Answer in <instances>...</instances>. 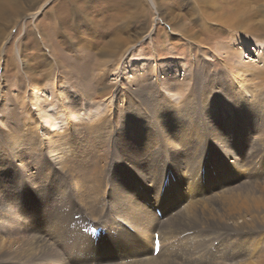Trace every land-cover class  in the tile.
<instances>
[{"label": "rangeland", "instance_id": "374dc122", "mask_svg": "<svg viewBox=\"0 0 264 264\" xmlns=\"http://www.w3.org/2000/svg\"><path fill=\"white\" fill-rule=\"evenodd\" d=\"M0 1L6 2V0ZM151 1L155 7H152L148 0H50L49 2L47 0H19V8L14 7L11 3V5L6 3L3 6L6 11L5 14H10L8 16L11 19L9 23L1 22L3 30L2 33L0 32V116L4 123V126L0 124V137L11 133L12 136H8L11 140L14 139L18 143L20 138L22 143L19 144H22L23 148L32 149V151L25 152L23 149L13 151L7 140V145H5L7 149L3 148L5 146H2L1 142L5 139L0 138V153L3 155L0 159V166L3 168V165L8 163L11 166V168H7V166L3 168V175L0 173V190H2L0 192V225L2 224V226L0 227L7 233L4 234L5 238L12 241L13 245L18 242L17 246L24 249H29L28 243L35 247V241L38 240L36 238L37 228L46 231V234L50 236L57 235L55 238L58 241H52L55 248L59 247L63 237H66L63 240L78 237L75 231L59 233L57 230L64 215L61 211L69 213L70 199L77 197L75 192L71 191L73 185L68 183L67 178L61 173L60 165L49 161L46 152L36 147V142L39 140L36 134L40 132L36 128L37 124L35 123L33 126L35 131L25 129L26 127L29 129L31 123L25 122L28 115L23 113L22 108H25V105L22 104V100L26 96L30 99V92H33V89L48 88L49 85H45L48 81L46 78L49 77L51 83L58 84L59 88L61 85H65L67 87L66 93L74 95L66 96V93H61L63 94L62 100H55L56 97L49 94L46 102L50 106L49 111L52 113L58 110L59 105L63 107V111L67 108L65 112H68L69 124L75 128H80L77 136L83 139L81 140L83 146L80 148L89 151L88 146L92 145L90 142L92 131L86 127L85 123L72 119L73 112L79 114L82 109L90 108L89 110L95 114L103 111L101 120L110 119L109 126H107L109 131L106 146H108L107 150L111 156L109 158L111 168L107 169L108 163L105 162V158L108 156L104 158V163L107 164L105 166L104 163L102 164L104 166L102 171H106L103 188L108 185L107 194L111 191L114 180L117 179L114 177L116 169L123 171L132 165L125 161L128 156L134 158L133 164H136L137 161L138 163L139 161L142 164L145 163L144 166H140L146 180H150L154 179L151 176V169H154V166L152 161L148 162L147 159L154 152L156 153L155 157L158 158H155L154 163L160 162L157 164L158 169H160L157 183L159 184L158 180L161 183L164 178L166 184L170 178L169 173H172L174 180H177L175 172H173L174 168L169 165L171 162L168 159L171 160L173 157L178 161H183L187 154L181 151V147L178 145L183 147L187 140L186 137L192 136L191 130L197 128L199 130L197 132L204 138L201 139L204 142V146L201 148L198 146V139L196 140L195 152L197 157L203 155L204 161L209 156L212 160L217 159L223 169L219 172L220 174L224 173V177L215 173L210 175V179L216 180L220 176L224 180L220 186L212 187V192L198 195L195 199L203 200L218 195L217 192L223 194L227 191L228 200L240 205L242 211L243 207L249 208L250 211L244 209L243 212L247 211L254 216L251 222L248 220L249 226H244L242 223L230 230L213 226H206L202 231L195 229L193 231L194 237L199 235L208 237L203 242L202 251L198 245L196 248L192 244L190 250L183 249L186 251L184 256L173 253L166 254L165 252L162 257H165L164 259L168 262L157 261L145 264H256L257 254L261 253H257L258 249L256 251L255 248L259 247L260 249L262 246L259 245L264 241V104H258L253 96L248 97L246 94L258 95L264 100V73L261 72V76L252 78L247 84L246 81L242 83L243 89H249L247 91L249 93H245L244 90L238 91L234 85L236 86L235 77L240 73V69H243L242 62H245V65L249 67V69L247 68L249 72L263 71L260 65L264 64V54H261V51L264 53V45L260 43L264 42V0L254 3L260 5L261 12L255 5L249 4L253 0H243L244 3H241L240 0H213L210 5L202 3V0ZM247 4L251 7L245 10L244 7ZM207 6H209L208 10L206 9ZM154 9H156V14ZM214 11L215 13H213ZM18 12L19 14H17ZM31 15L35 17L32 18ZM155 16L159 17V20H154ZM36 31L42 36L43 44L39 45L34 40ZM239 47L243 48L241 55L245 59L239 54L236 55ZM131 48V51L126 52ZM45 49H49V56H45ZM243 51L245 54L242 53ZM15 52L18 53L19 57L21 56L20 59H17ZM123 60L134 61L133 69L139 72L131 76L132 74L127 72L128 68L120 67ZM139 61L141 62L140 68H138L137 63ZM119 84L124 88V91L119 88ZM170 86L172 90L168 92H179V98L176 102L164 94V91ZM232 87L238 93L233 95ZM29 88L32 91L28 90ZM39 95L41 94L39 93ZM204 99L209 101L208 105L211 111L201 106ZM34 100L36 103L42 102L41 97ZM185 108L186 110H184ZM184 112L191 113L187 115L189 120L187 117H181L185 114ZM105 115L108 116L105 117ZM113 118H115V122H113ZM84 121L88 122L87 120ZM126 130L127 132H125ZM134 130L142 131L137 142L129 139L134 137L132 132ZM192 132L195 136V131ZM218 138H223V152L213 149L216 145L214 141ZM153 146H155L154 150L151 149ZM228 150L237 156L236 163L241 164V172L238 170L239 172L235 171V173L232 170L231 163L233 162L227 159L228 156L225 155ZM82 153L77 155L71 149L67 150L66 164L75 166L78 163L76 165L79 167L78 171H80V166L90 167L87 172L90 173L89 177L93 178V173L97 171L92 168L93 164L85 161L86 156ZM148 153L150 154L145 157V162L141 161L143 156ZM179 153L180 155H177ZM253 154H255L254 157ZM90 158L89 161L91 162ZM30 159L31 161H29ZM198 162L195 163V172L200 168ZM201 165L204 166V168L201 167L200 171L204 185L206 169L211 167L208 166L207 162L201 163ZM213 166L216 167L214 164ZM91 169L95 172L92 173ZM210 171L211 169L209 173ZM227 173L230 174V177L227 176ZM189 175L184 178V187H186V180L189 186ZM206 175L207 179L208 173ZM156 181L152 185L154 186L152 196H155L156 193ZM176 185L177 183L173 186ZM92 187L93 183L89 184L86 191L88 192L90 189L88 195L95 192V187L94 190ZM83 195L86 193L84 194L80 190L79 196ZM37 198L39 199L36 200ZM27 199L31 200L28 201ZM30 201L35 204L38 202L37 206L46 207L47 212H50L46 215V219H42V216L33 217L27 214V211L32 209ZM142 204L147 206L145 202ZM258 205L260 206L258 207ZM255 206L256 209H254ZM161 207L163 208V206ZM147 209L152 214L151 207ZM157 210L155 207L153 212L156 213ZM106 211L110 213V206L106 208ZM175 214L176 212L172 211L168 215L173 216ZM112 215L117 217L113 212ZM168 215L162 216L165 218ZM24 217H27L25 223ZM158 217L161 218L160 215ZM11 222H14L15 225ZM254 224L257 226H255L256 228ZM240 225L242 226L241 229H239ZM247 228L249 229L247 230ZM242 229L245 230L242 231ZM241 239L248 241L246 242L247 245L242 242L248 247V253L244 255L245 257L242 255L236 259L224 260L223 262L221 259L214 261L206 259L208 250L217 251L221 246L228 250L233 248L235 242L237 243ZM97 240L106 245L112 243L108 239L107 242L102 241L99 237ZM134 240L136 241V238ZM68 244L69 242L63 244L59 249L61 256L69 253ZM40 249H42L41 246L37 250L34 249V254L41 252ZM227 253L228 251L223 252L224 257H228L226 256ZM89 255H85V253L80 255L76 252L74 257L84 259ZM22 259L23 263L20 260L17 263L33 264L30 259ZM25 261L28 262L25 263Z\"/></svg>", "mask_w": 264, "mask_h": 264}, {"label": "bare ground", "instance_id": "6f19581e", "mask_svg": "<svg viewBox=\"0 0 264 264\" xmlns=\"http://www.w3.org/2000/svg\"><path fill=\"white\" fill-rule=\"evenodd\" d=\"M47 1L49 2L50 0H47ZM148 1L152 7H155V4L153 3V1H151V0H148ZM211 1H213V0H202V3H208L210 5ZM240 1H241V3H244L243 0H240ZM257 1H259V0L250 1L249 4L255 5L254 3ZM6 3H9V5L13 4V6L14 7L16 6L17 8L20 7L19 0H6L5 3H4V1H0V32L3 30V27H2L3 25H1V22L9 23L10 19H11V17L8 16L10 14H5L6 11L3 9V6ZM249 4H247L244 7L245 10L248 7H251V6H249ZM9 5H8V7H10ZM255 6H256V8L258 7L259 10L261 9L260 5H255ZM5 7H7V6H5ZM208 7L209 6H207L206 9ZM154 10H155V14H156V9H154ZM260 12H261V10H260ZM213 13H215V11ZM17 14H19V12ZM31 17L34 18L35 16L31 15ZM248 17H250V16H248ZM156 19L159 20V17L155 16L154 20H156ZM208 22H209V20H208ZM205 24L207 26V23H205ZM37 32L38 31H36V33H35L36 35H35L34 40L39 45L43 44L42 36L40 35V33H37ZM45 36H46V34H45ZM79 39H81V38H79ZM81 41H83V40H81ZM52 44H53V42H52ZM85 44H86V42H85ZM260 44L264 45V42L260 43ZM132 48L128 49L126 52L131 51ZM49 49H45V51H46L45 56H49V54H50ZM238 49H239L238 51L236 50L237 51L236 55L239 54L240 56H242V58L245 59V57H243V55H241V51H242L241 49H243V48L239 47ZM224 50H226V48H224ZM245 51L247 53V50H245ZM245 51H243L242 53L245 54ZM261 54H264V53L261 51ZM15 56L17 57V59H20V57H21V56L20 57L18 56L17 52H15ZM236 57H238V56H236ZM238 60H240V59H238ZM263 60H264V58H263ZM137 63H138V68H140L141 62L139 61ZM20 64H21V62H20ZM241 64L243 65V69H240V73L238 74L237 77H235L236 86L234 85V87H236L238 89V91L244 90L243 89L244 85L242 84L244 81H246V84H247V82L251 81L252 78L257 77V76H261V72L264 73V64L262 66L260 65V67H262L263 71L260 70V71H258V73H256V72L253 73L252 71L249 72V70H247V68L249 69V67L247 65H245L246 64L245 62L244 63L242 62ZM120 65H121L120 67L125 66L126 68H128L127 72L128 73L130 72L132 74L131 76H134L139 72L138 70L133 69L135 66L134 61L129 62V60H127V61L123 60ZM48 78L49 77L46 78V80H48V81L46 82V85H45V86H47V84H48L49 85L48 88H46V87H44V89L38 88L37 90L33 89L34 90L33 92H30L32 90H30V88H29L28 90H30L29 92L31 94L30 99L26 96L22 100V104L25 105V108H22L23 113H26V115H28V117L25 119V122L27 124L31 123L30 124L31 127L29 129H27V127H26L25 129L33 131L34 130L33 126L35 125V123L37 124L36 128L40 132H38L36 134V136L39 138V140L36 142V147L38 149H43L46 152L47 157L49 158V161L60 165L59 168H60L61 173L67 178V182L71 183L73 185V188L71 191H74L77 197H73L72 199H70V202H69L70 212L69 213H65L64 211H61L64 215H63V219L61 220L60 226L57 230L59 231V233H71V232L75 231V232H77L78 237L77 238H74V237L68 238L66 240H63L64 238H66V237H63L62 238L63 241L61 240V242L59 243V247L55 248L52 244V241L57 240L55 238V237H57V235L50 236L49 234H46V231H42V229L37 228L38 234H37L36 238H38V240L35 241V247H32L33 244H29L27 242L29 245V247H28L29 249H24L21 247L19 248L17 246L18 242L13 245L12 241L5 238L4 234H7V233H5L3 228L0 227V264H19V263H17V261H19V260L21 261L22 258L26 259V260L30 259L33 264H145V263H154L157 261L168 262L164 259L165 257H162L163 253H165V252H166V254L173 253L174 255L181 254L184 256L185 255L184 252H186V251H183V249L190 250L192 248V244H194L196 248L198 245L201 248L200 251L203 250V247H202L203 242H205V240L208 237L206 235H199L197 237H194L195 235H194L193 231H195V229L202 231L203 229H205L204 227H206V226H213V227H216L219 229L230 230L232 227H234V228L238 227L239 224H242V223L244 226L250 225L249 222H251L253 220V217H254V216L250 215V213H247V211H250V209L247 207H243L245 210H247L246 212H243L245 210L243 209V211H242L240 208L241 207L240 205L232 202L231 200H228L229 196H228L227 191L223 192V194H220V192H217L218 195H216L214 193L216 196L213 195V197H208L207 199H205V198L203 200L195 199V197L198 195L212 192V190H213L212 187L220 186L224 180L223 179L224 173L220 174V172H219V171H222L223 169L220 167L221 163L218 162L217 159L212 160V158H210V156H209V157L205 158V161H204L203 155H198V157H197L196 152H195L196 151L195 147L197 146L196 140L198 139V141H199L198 146L200 148L202 146H204L203 140L201 141V139H204V138H202L200 136L199 132H197V131H199L197 128H195L194 130H191L192 136L186 137L187 140L185 141V144L183 145L184 148L182 146L178 145L179 147H181V151H184L187 154L186 157L183 158V161L182 160L178 161L173 157H171V160L168 159V161L171 162V163H169V165L172 168H174V171L173 170L172 171L175 172L174 174H175V178L177 180H174L173 174L169 173L168 175L171 179L169 178V180H167L166 184L164 183V181H165L164 178L161 181V183H160V180H158L159 184L157 183L156 180L159 177L158 173L160 171V169H158V167H157V164H160V162L158 161L156 164L154 163L155 160L158 159L157 157H155L156 153H154V152L151 156H148L149 158L147 159L148 162L152 161L151 163L154 166V169H151V176L154 179H150V180H146V177L143 175V170H142L141 166H144L145 163L142 164V163H140V161H139V163L137 161L136 164H133L135 162L134 158L132 156H128L125 158V161L129 164H132V165L123 171L116 169V173L114 174V177H116L117 179L114 180L115 183L113 182L112 189L107 194L106 191H107L108 185L104 186V188H103V184L105 183L104 174L106 173V171L103 172L102 169L104 168V166L107 163H108L107 169L111 168L110 164H109V162H110L109 158L111 156H110L109 150H107L108 146H106V144L108 142L107 133L109 131L107 126H109L110 119L107 120V118H105V119L101 120L103 111L99 112V114H95V113H92V110H89L90 108L89 109L87 108L88 110L82 109V111L79 114H76L75 112H73L72 119L74 118V119L78 120L79 122L85 123L86 127L90 131H92V140L90 141V142H92V145L88 146L89 147L88 152L83 150L82 148H80L81 146H83V143L81 142V140H83V139H80L79 137H77L79 134L78 130L80 128H78V127L75 128L74 126H71L69 124L68 115H67L68 112L67 113L65 112V110L67 108L63 111V109H62L63 107H61L59 105L58 110L54 111L55 113L54 112L52 113L49 111L50 106L46 102V99H48L49 94L52 95L53 97H56V98H54L55 100H59V99L62 100L63 94H61V93H66L65 90L67 89V87L65 85H61L59 88L58 84H56L54 82L51 83V80H49ZM53 80L55 81V78ZM111 80H112V78H111ZM119 85H120L119 88L120 89L122 88V91H124V88L121 86V84H119ZM231 86H232V84H231ZM171 88L172 87L170 86V88H168L167 90L165 89L166 91H164L165 92L164 94H165V96L167 95L169 97V99L174 100L176 102V100H178V98H179V92H177V91L168 92V91L172 90ZM230 89H231V87H230ZM206 90L208 91V89H206ZM232 90L234 91V92H232L233 95H234V93H238V92H236L237 90L236 91L234 90V88ZM245 90H244L245 93H249V92H247L249 89H245ZM39 93L41 95H39ZM121 94H123V93H121ZM242 94L244 95L243 92H242ZM67 95L68 96H74V95L66 93V96ZM246 95H248V97L253 96L256 99L258 104H262V103L264 104V100H262L263 98L261 96H258V95L256 96V95H252V94H246ZM183 96H185V95H183ZM196 96H197V94H196ZM39 97H41L42 102L36 103L35 102L36 100H34V99L39 98ZM169 99H167V100H169ZM192 99H193V97H192ZM250 102L253 103L252 100H250ZM193 103H194V101H193ZM174 104H176V103H174ZM208 104H209V101L207 99H204L201 106L207 108L208 111L209 110L211 111ZM176 107H178V106H176ZM186 108H187V106H186ZM186 108L184 110H186ZM205 108H203L204 111H205ZM62 111L64 114L63 113L61 114ZM165 112L168 113L169 111H165ZM188 114H191V113L186 112L181 117H187L189 120V116H187ZM164 115L166 116V114H164ZM207 115H209V114H207ZM107 116L108 115H105V117H107ZM82 119L87 120L88 122H85ZM3 120H5V119H3ZM113 122H115V118H113ZM0 124L2 126H4V123L1 119V116H0ZM110 128H112V127H110ZM112 131H114V130H112ZM192 131H195V136H194ZM125 132H127V130ZM132 132L134 133V137L129 138V139L133 142L134 141L137 142V139L139 138V135L142 131L134 130ZM3 134H4V132H3ZM8 134L9 135L4 134L5 136L1 135L0 138L5 139V141L1 142L2 146L7 145L6 143L8 141V144H10V147L13 151H15V150L19 151L20 149H23L25 152L32 151V149L23 148V145L19 144V143H22L20 141V138L18 139V143H17L16 140H14V139L11 140V138H9L10 136H12V134L11 133H8ZM152 140H153V138H152ZM222 140H223V138H218V140L214 141V143L216 145H214L213 149L222 151L223 150ZM207 141H208V139H207ZM159 142H160V140H159ZM152 144H154V143H152ZM155 145H157V144H155ZM3 148L7 149L6 146ZM146 148H148V147H146ZM69 149L74 151V153L77 155H80L81 152H83L85 154V156H86L85 161H88L89 163L93 164L92 168L95 169V171H97V172H95L93 169H91L92 173L95 172V173H93V175H94L93 178H91V176L89 177L90 173L87 172V171H89L88 169H90V167L87 168V166L82 164L84 166H80V171H78L79 167L76 166L78 164L77 162H76L77 164H75V166L66 164L67 150H69ZM104 149H105V151H104ZM151 149L154 150L155 146L151 147ZM225 151H227V150H225ZM167 152L169 153V151H167ZM150 153L145 154V156H143L141 161L145 162V157L147 155H149ZM256 153L258 154V152H256ZM40 154H41V151H40ZM40 154H39V156H40ZM91 154H92V157H91ZM262 154H263V152H262ZM177 155H180V153ZM225 155L228 156L227 159H229L231 162H233V163H231L232 170H234V172L235 171L241 172L242 171L241 164L238 162L236 163V160L238 159L237 156L234 155L229 150H228L227 154L225 153ZM1 156H3L2 153H0V159H1ZM22 156H23V154H22ZM254 156H255V154H253V157ZM105 157H107V158H105ZM9 158H10V156H9ZM83 158H85V157H83ZM89 158L91 159V162L89 161ZM104 158H105V162H107L106 164L104 163ZM152 158H154V159L152 160ZM14 159H16V158H14ZM258 159H259V157H258ZM77 160H78V158H77ZM29 161H31V159ZM79 161H80V159H79ZM85 161H83V162L86 163ZM197 161H199L198 165L200 166V168H198L195 172V166H196L195 163ZM83 162H81V163H83ZM204 162H207L208 166L211 168L206 169L205 184L203 185V183H202L203 176H202L200 171L202 168H204V166H202L203 164L201 165V163H204ZM47 163H49V162H47ZM103 163H104V166L102 165ZM181 163H184V164H181ZM251 163H252V161H251ZM8 164L3 165V168H5L6 166H7V168H11V166ZM117 164H119V163H117ZM124 164H125V162H124ZM213 164L216 167H214ZM136 165H138V166H136ZM234 165H237V167H234ZM27 167H29V166H27ZM3 168L0 166V173L2 175H3ZM50 168H52V167H50ZM210 169H211V171L209 173ZM81 171H83L84 173ZM148 171H150V170H148ZM207 173H208V178L206 179ZM215 173L216 174L218 173L223 177L219 176V177H217L216 180H214V179L211 180L210 175L211 174L213 175ZM188 174H190L189 178H188L190 183L188 186L187 185L188 181L186 180V187H184L183 186L184 182H185L184 178H187ZM17 175H18V172H17ZM95 175H97V176H95ZM229 175L230 174H228L227 176H229ZM36 177H38V176H36ZM164 177H166V176H164ZM28 178H30V177H28ZM61 178H62V176H61ZM0 179H1V175H0ZM46 180H49V179H46ZM135 180L139 181V182L136 184H133L134 182H136ZM37 181H38V179H37ZM155 181L157 183V189H156L155 196H152L151 194L153 193V190H154V186H152V185ZM18 182H20V181H18ZM91 183H93L92 190H94V187H95V190H94L95 192L93 194L88 195L90 189L88 192H86V191H87L89 184H91ZM176 183H177V185L173 186ZM38 184H39V181H38ZM164 184L166 185L165 187H164ZM65 187H66V185H65ZM101 187H102V190L100 191ZM162 188H163V190H162ZM20 189H22V188H20ZM17 190H19V189H17ZM80 190H82V192L84 194L86 193V195L79 196ZM1 191L2 190H0V192ZM62 192H63V190H62ZM47 196H48V194H47ZM260 198H261V196H260ZM38 199L39 198H37L36 200H38ZM192 199H194V200H192ZM27 200L29 201L31 199H27ZM3 201H5V200H3ZM142 202H145L147 204V206H145L144 204L141 205ZM36 203L38 204V202H36ZM37 204L30 201V206H32L31 207L32 209L27 211V214H30L33 217L37 216V215L42 216V219H46V217H47L46 215L49 214L50 212H47L46 207L37 206ZM258 204H260V202H258ZM246 205H248V204H246ZM260 205H258V207ZM109 206H110V210L117 217H114L112 215L111 211H110L111 214L106 211V208H109ZM161 206H163V208ZM10 207H11V205H10ZM149 207H151V209H152V214H151V211H149L147 209ZM155 207H157V209L159 210V212L161 214L160 219H159V217L156 216V213L153 212V209ZM44 208H45V210H44ZM254 209H256V206L254 207ZM62 210H63V208H62ZM75 210H77V211H75ZM172 211H175L176 214L173 216H169L168 214H170ZM162 215H164V216L168 215V216L164 218V216H162ZM23 220L25 223L27 221V217L26 218L24 217ZM248 220H249V222H248ZM42 221H44V220H42ZM76 222H79L82 224H78ZM12 223L14 224V222H11V224ZM0 226H2V224ZM244 226H243V228H244ZM255 226L256 225L254 224V227ZM241 228H242V226L240 225L239 229H241ZM129 229H130V231H128ZM245 229H242V231ZM248 229L249 228H247V230ZM25 231H27V230H25ZM31 231H32V229H31ZM255 231H256V229H255ZM99 233H100V235L98 236ZM154 233H157V235L159 236V239H160V249H159L160 252L157 254L156 257L151 256V252L153 250V235H154ZM98 237L102 241L107 242V239H108V241L110 240V241H112V243L109 245H106V244L100 242L99 240H97ZM135 238H136V241L134 240ZM68 242H69V244H68L69 253L65 254L64 256H61V254L59 253V249L63 246V244L68 243ZM242 242L247 245L246 242H248V241L241 239L237 243L235 242L233 248L228 249V250H226V248H223L222 246L217 251H212V249H211V251H212L211 252L210 250H208V253L205 257L208 261L209 260L214 261L216 259H221L223 262L224 260H233V259L238 258V256L239 257L242 255L244 256L248 253V249H247L248 247L245 246ZM211 244H213V242H211ZM39 246L42 247V249H40L42 253L39 252L37 254H34V251L37 250L39 248ZM226 246H228V245H226ZM259 246H262V247H260V249H259V247L255 248L256 251L258 249L257 253H259V252L261 253V254H257V257H256L257 263L256 264H264V241H262L261 245H259ZM225 251H228V253L226 254V256H228V257H224L223 252H225ZM76 252H82V253H85V255H87V254H90V255L87 258L84 257V259H81L80 257H74ZM209 254H211L213 256H210ZM217 256H218V258H217ZM173 258L175 259V257H173ZM131 260H133V261L130 262ZM26 262H28V261H25V263Z\"/></svg>", "mask_w": 264, "mask_h": 264}]
</instances>
